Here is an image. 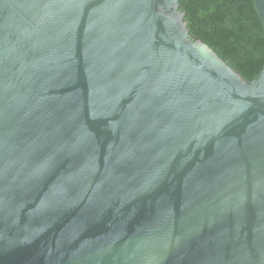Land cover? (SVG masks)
Segmentation results:
<instances>
[{
    "label": "water",
    "instance_id": "obj_1",
    "mask_svg": "<svg viewBox=\"0 0 264 264\" xmlns=\"http://www.w3.org/2000/svg\"><path fill=\"white\" fill-rule=\"evenodd\" d=\"M180 2L0 0V264H264V68Z\"/></svg>",
    "mask_w": 264,
    "mask_h": 264
},
{
    "label": "trees",
    "instance_id": "obj_2",
    "mask_svg": "<svg viewBox=\"0 0 264 264\" xmlns=\"http://www.w3.org/2000/svg\"><path fill=\"white\" fill-rule=\"evenodd\" d=\"M192 36L246 82L264 68V28L254 0H181Z\"/></svg>",
    "mask_w": 264,
    "mask_h": 264
}]
</instances>
